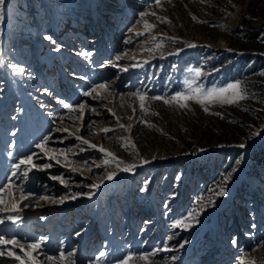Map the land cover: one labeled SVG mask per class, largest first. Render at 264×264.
Listing matches in <instances>:
<instances>
[{
    "label": "rangeland",
    "instance_id": "obj_1",
    "mask_svg": "<svg viewBox=\"0 0 264 264\" xmlns=\"http://www.w3.org/2000/svg\"><path fill=\"white\" fill-rule=\"evenodd\" d=\"M6 3L0 21V186L12 178L20 157L36 153L34 163L53 167L33 170L27 182L18 175L12 178L16 184H26L37 196L94 195L63 204L22 202V222L6 221L0 235L29 242L43 238L48 255L61 248L75 250L77 264H88L101 250L108 260L133 253L129 264H145L140 253L165 245L170 251L150 256V264H264V0H161L160 6L155 0ZM142 12L156 15L141 17ZM144 21L154 27L146 31ZM129 37L131 43H125ZM144 61L149 63L130 67ZM11 63L25 72L14 73ZM195 68L202 70L197 83L204 88L240 81L246 98L203 106L189 100L185 108L150 99L170 100L176 92H186L185 81L194 79ZM103 82L108 88L97 89V99L82 95ZM136 91L146 93V110L129 95ZM234 91L228 89L224 96L230 98ZM60 100L88 101L96 112L86 110L81 121L79 112H68ZM58 127L75 135L57 132ZM105 128L113 131L105 135ZM45 136L52 137L48 149H71L67 161L57 151L62 163L56 164L36 147ZM76 136L98 147L89 148ZM101 146L117 159L97 168L111 159L99 151ZM69 162L82 174L63 166ZM117 162L120 169L137 167L124 172ZM112 171L117 175L105 179ZM61 174L67 188L49 178ZM219 186L226 195L215 196ZM12 202L6 190L0 206ZM190 211L195 216L190 228L171 227ZM5 214L15 213H0ZM0 264H13V258L0 257Z\"/></svg>",
    "mask_w": 264,
    "mask_h": 264
},
{
    "label": "snow or ice",
    "instance_id": "obj_2",
    "mask_svg": "<svg viewBox=\"0 0 264 264\" xmlns=\"http://www.w3.org/2000/svg\"><path fill=\"white\" fill-rule=\"evenodd\" d=\"M155 3L157 6H160L161 0H155ZM7 8L6 0H0V21L4 20V13ZM141 17H144L145 15H152L155 16L156 13H140ZM195 18V17H194ZM144 27L147 31L148 29L154 27V25L149 24L147 21H144ZM221 27H224L221 25ZM131 31V29L129 30ZM135 36H143L145 35V32H136L134 33ZM46 39L51 40V37H46ZM155 39V37H153ZM125 43H131V37H129L127 40H125ZM161 44H157L156 47H160ZM186 47H197L195 44H187ZM55 51H60L59 46L56 47ZM148 51H152V49H148ZM183 51V49H177V52ZM82 55L90 56L91 53H81ZM116 61H119L121 59V56H116ZM149 61H144L143 63L136 62L134 64H131L130 67H143L144 64H148ZM3 64V59L0 58V65ZM8 67L16 74H22L25 72V68L21 67L17 63H11L8 65ZM114 67H119V65H114ZM121 71L127 72L128 68H121ZM194 73V79H188L185 81L186 85L188 86L187 91H180L176 92L171 96V99H165L163 96H152L150 97L151 100H163L165 104H171L175 103L181 108L187 107V101L189 100H195L200 105H205V103H213L216 101L224 102V103H235L238 100H242L246 98V90L241 89V82L237 81L234 83H229L226 87H213V88H204L203 85L198 84V80H200L203 76L202 70L200 68H195L192 70ZM261 75H264V72L260 73ZM193 85H196L193 87ZM108 84L107 82H103L100 84L93 85L88 90H85L82 92V95L84 97H89L92 100L97 99V96L99 93H97V89H107ZM228 89H233L234 94L232 97L228 98L224 96V93ZM93 93H97V95H93ZM130 96H135L140 101V108L141 110L145 109V100L148 99L146 93H142L140 91L129 93ZM60 104L63 105L65 109L68 110V112L75 114L77 111L79 112V119L81 121L84 120L85 111L89 112H96V108L92 107L88 101H80L76 104H69L66 103L64 100L59 101ZM107 111L111 112V109H108ZM204 111H208L207 107H204ZM68 113H65L67 115ZM99 115V113H96ZM113 115H115L113 113ZM59 119L63 121L65 119V116H60ZM131 119V118H129ZM120 127H124L123 125H120ZM129 128L132 126L129 125ZM57 132H65L68 133L70 136L75 135L74 133L70 132L68 128H57ZM79 131V129H77ZM105 135L107 133L113 131L112 129L105 128L101 130ZM258 133H253V135H257ZM78 141H80L83 145H87L89 148L96 149L98 146L96 144L90 143L88 140H85L83 136H76L75 137ZM52 139L51 136H45L40 143L36 145L37 148L41 150V152L44 153L45 156H47L49 159L55 160L56 164H61L62 161L58 158L56 155L57 151L59 152L60 156L64 157V160L67 161L68 154L71 153V149H48L46 146L48 142ZM125 146L126 145H122ZM132 147L134 148L135 145L133 144ZM240 148H244V144L238 145ZM85 148H80V151H85ZM99 151L101 153H105L107 157H110L111 159H105L103 161V165L97 164L95 167H103L106 166L113 161H115L117 158L114 156V154L107 149L103 148L102 146L99 147ZM200 151H203V149H200ZM73 155H78L77 153H72ZM11 155V153H9ZM36 155V153H32L30 155L22 156L18 159V162L13 165V171L11 173V177L15 178L18 175L21 179H23L25 182L29 180V174L33 172V170L43 171L46 169H49L53 167L52 164H44L39 165L34 163L33 157ZM155 159V157H153ZM85 164L88 162L85 161ZM143 163L147 164L149 161L143 160ZM63 166L67 168L71 172H81V169L75 168L72 166V164L69 163H63ZM137 167V165H127L120 169V162H117V168L124 172H130L133 171ZM88 170H91L90 168ZM235 171V169H233ZM117 175L116 171L108 172L105 179L112 180ZM12 178L8 179V182L0 186V205L4 204V194L7 191H10L12 193L13 202L10 207H2L0 206V213H15L13 214H5L0 215V225L5 224L6 221H10L12 224H19L22 222V216L19 214L22 209L19 207L20 203L26 202L30 199L35 200H45L51 204L60 203L63 204L68 200H75L79 196H88L91 197L94 195L92 192H77V193H69L64 196L60 197H54L50 195H39L37 196L36 193L32 189H28L25 185L16 184ZM51 180L58 181L61 185H64L66 188L69 186L68 181L64 178V176L61 175H52L49 177ZM231 178V173L223 177V184H226L227 181ZM179 179V177H177ZM103 182V181H102ZM101 182V183H102ZM42 188L46 189V185H41ZM88 188L90 189H98L100 187V184H88ZM146 190L145 189H142ZM19 194V198H16V194ZM215 196H224L227 194L226 188L223 186H219L218 190L215 191ZM214 203V201H212ZM27 203L24 204V207H27ZM201 211L204 209L201 208ZM41 219H44L41 217ZM195 216L193 215V212L190 211L185 217H182L181 219H178L173 222L171 227H181V228H190L192 226L191 220H194ZM76 235H80V233H76ZM171 239V237H169ZM44 241L43 238L36 241H27V239H24L23 241L21 239H17L15 236H12V238H6L4 235H0V257H9L13 258V264H15L16 261H19V264H46V262H52V264H77V261L75 259V250L72 251H65L63 248H61L58 252V254L55 255H48L43 251V245ZM184 243H187L185 241ZM233 243H236L235 240H233ZM11 245L12 247H8ZM184 245L181 244L180 247H183ZM14 249H19L23 255L18 254ZM158 251H170L168 249L167 245L163 249H155L153 252H144L140 253L138 258L140 260L145 261V264H150L149 257L156 255ZM35 253L36 255H33ZM108 253L101 250L99 251L98 255H96L94 258L90 259L88 261V264H129V261L133 258V253H128L127 255H124L122 258H113L112 260H108ZM173 260L177 259V257L173 256ZM254 264V262H252Z\"/></svg>",
    "mask_w": 264,
    "mask_h": 264
},
{
    "label": "bare ground",
    "instance_id": "obj_3",
    "mask_svg": "<svg viewBox=\"0 0 264 264\" xmlns=\"http://www.w3.org/2000/svg\"><path fill=\"white\" fill-rule=\"evenodd\" d=\"M107 4H109L108 2H107ZM61 73H65V70H62V72ZM96 217V216H95ZM73 238H75V239H77L78 238V236L77 235H75Z\"/></svg>",
    "mask_w": 264,
    "mask_h": 264
}]
</instances>
